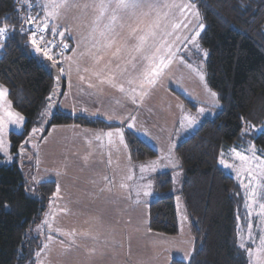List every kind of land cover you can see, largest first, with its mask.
<instances>
[{"label": "trees", "instance_id": "16d2710c", "mask_svg": "<svg viewBox=\"0 0 264 264\" xmlns=\"http://www.w3.org/2000/svg\"><path fill=\"white\" fill-rule=\"evenodd\" d=\"M187 1L196 5L200 23L205 25L198 42L206 52V83L216 93L220 109L215 118L203 121L175 147L180 163L179 191L175 192L183 203L193 248L188 261L171 259L169 264H247L237 244V219L246 223L244 194L233 177L220 168L219 159L247 142L264 155V0ZM40 13L34 0H0V27L8 28L6 40L0 42V85L12 110L24 118L22 131L8 134V154H0V264H33L44 246V238L35 230L54 197L56 183H31L34 164L27 149L43 105L49 104L53 110L46 117L48 130L69 125L95 130L122 128L133 164L158 155L126 127L72 116L58 108L65 80L59 75L56 82L48 72L50 65L32 55L28 44L25 20L29 15L41 20ZM169 92L190 105L177 91L170 88ZM244 126L262 129L242 135ZM10 159L11 164L4 163ZM152 183L147 229L152 234L175 237L178 224L171 171L155 174Z\"/></svg>", "mask_w": 264, "mask_h": 264}, {"label": "rangeland", "instance_id": "374dc122", "mask_svg": "<svg viewBox=\"0 0 264 264\" xmlns=\"http://www.w3.org/2000/svg\"><path fill=\"white\" fill-rule=\"evenodd\" d=\"M28 2L29 0H22ZM38 5V9L41 12L42 19L44 17L43 5L48 3V0H34ZM76 0H68V7L61 10L60 18L57 23L60 25V30L67 29L65 38L63 42H68L67 34L70 31L71 27V15L72 10H74ZM160 3H176V4H188L187 0H159ZM86 4V3H84ZM166 11V9L164 10ZM197 9L186 10L185 15H181L178 11L174 13V19L178 21H184L185 16L189 23L187 29L181 28L177 30L172 36H165L164 43H159L158 46L161 47V52L157 55V63L159 62V57L164 56L168 52L166 45H172L171 51L175 54L172 57V62L164 70V73L161 77L158 78V88L157 93L160 100V106H162L163 114L159 115L161 118H164L165 121L161 122L156 120L158 128L154 130L150 127L146 131L148 135L145 137H151V143L158 146V155L153 160L146 161L141 164L142 168H138L140 171L142 169L143 175V188H147L149 182H153V176L155 174L171 171L172 173V190L171 193L174 195L175 200V210L177 215V224H178V234L174 238H166L162 235H151L147 227L143 230H140L137 234L132 235L128 238V241H133L134 239L143 240L140 243L136 244L134 255L136 256V261L132 262L131 259L123 255V252L114 247L115 242H118L119 245L121 239L126 230V227L121 224L122 222L118 219H115L109 216V211H106L108 214V220L101 221L93 217L91 214V209L82 210L78 209L73 212V215H83L85 218H88L83 227H77L79 233H90L91 235L86 237L84 235H79L86 242L73 243L74 246H77L79 252L89 254V258H83L77 255V253L72 251L71 256L69 257L73 264H114L115 259H118V264H169L170 261L167 260V257L170 256L172 259H178L182 261H188L192 255V244L190 241V230L188 232L187 224L188 219L184 215L183 205L181 207L182 200L181 197L175 192L179 191L180 184V171L177 170L180 167L179 159L175 153V147L184 141L186 138L190 137L202 124L203 121L207 119H213L219 113L220 104L217 100V96L213 97V93L207 86L206 76H205V50L200 46L198 42V37L203 29H200L198 25L200 24V18L194 17L191 13L196 12ZM41 19V20H42ZM70 23V24H69ZM134 23V21H133ZM164 22L162 21V27ZM165 31H173L171 27H167ZM196 32H199V35L196 37L195 43L185 44L186 39H190L191 36L195 35ZM58 39L61 41L59 34H57ZM177 37L179 39L177 40ZM29 49L32 55L40 58L48 66L53 65L52 61L48 60L44 53L37 52L35 47L32 45L30 40H28ZM58 63V73L62 78H67L68 81L71 80L73 76L77 77L80 73V70L87 69L85 67H75L70 64V54L59 56L57 55ZM191 65V67H189ZM61 68H63V73H61ZM80 69V70H79ZM203 76V79H201ZM1 86V85H0ZM3 89H5L2 86ZM169 88L180 93L190 105H185L184 102L176 96L174 93L169 92ZM164 90V91H163ZM7 93V92H6ZM152 102L156 105L155 99H152ZM194 106V109H193ZM203 109V111H201ZM167 112L171 111L169 114H174L176 110H181L179 117L168 123L166 116ZM52 109L49 108V104L43 105L39 114L36 117V121L33 124L32 130L38 129L37 132L33 134L32 130L29 134V137L32 138L28 141L27 149L33 156V176H29V179L32 184L36 185L37 183L45 181H56L59 186V193L57 199L55 196L51 199L49 208L51 209L50 214L55 215L57 210H55V201L61 204L71 205L76 202L77 205H80L84 201H79L80 196H75L72 198V194H66L64 191L65 186L60 187L61 182H68L71 186L72 182L66 179H60L61 176L65 173L73 172L77 168L71 167L65 168L64 172H59L55 170V167L59 164L58 160L54 157L55 150L52 147V136L49 135L43 139V143L38 141L36 138L37 135H40L42 131L46 128V117L52 114ZM177 113V112H175ZM138 116V115H137ZM187 117V119H184ZM183 121V123H182ZM141 125V120H138ZM151 125V123H150ZM262 127L254 128L250 126H244L242 129L243 134L250 133H259ZM97 139H101L98 137ZM41 142V143H40ZM42 144L43 147H42ZM153 144V145H154ZM244 147L239 149H233L228 153L222 154L219 159V166L223 171L233 177V179L239 184L245 200V210H246V223L242 224L241 220L237 219V244L238 247L242 243L245 245V248L240 250L244 254L247 260V264H250V258L245 249L251 248L253 250V256L251 258V264H259L260 260L264 259V252L258 251V248L261 244V237H264V209L261 208V205L264 204V172L261 171V166H264V155L259 154L258 149L251 142L243 144ZM119 151L122 153L121 144L118 145ZM155 147V148H156ZM42 148L46 151L49 161L42 168V162L39 164L38 155L42 157ZM154 148V149H155ZM155 151H157L155 149ZM237 153L248 158L247 162L242 161ZM118 159V165L123 166L126 161L121 155ZM223 160L222 164L220 161ZM114 161V160H113ZM6 164H11L12 159L4 161ZM152 164V165H151ZM225 165H230L231 167H225ZM249 171H252V175H249ZM150 177H152L150 179ZM138 180V177H137ZM147 181L145 183V181ZM248 186V187H245ZM150 187V186H149ZM69 190V188H67ZM146 190H150L147 188ZM143 191L137 190L133 193V202L136 204H142ZM93 204V203H91ZM99 204V203H94ZM83 205V204H81ZM247 205V206H246ZM181 207V209H180ZM97 211H101L103 216H106L103 210L99 207L95 208ZM70 213V212H69ZM67 216V214H66ZM44 224H40L36 227V233L44 238V245L42 250V264H55L54 258L58 257V254L55 249V245L52 240H48L49 235L55 233V224L54 222L50 223L48 216L43 219ZM52 225V231H49L48 225ZM251 225V227H250ZM60 233L63 238V251L59 254H63L65 248L70 245L68 239L71 236L67 235L70 233L71 228L69 227H59ZM188 232V233H187ZM129 229H127V234ZM160 236V237H158ZM53 237V236H52ZM91 237H96L92 239ZM88 238V240H86ZM173 239V240H171ZM89 249H95V252H90ZM41 252V251H40ZM40 252L39 256L36 254L33 264H40ZM49 261V262H48Z\"/></svg>", "mask_w": 264, "mask_h": 264}, {"label": "crops", "instance_id": "0c3cea01", "mask_svg": "<svg viewBox=\"0 0 264 264\" xmlns=\"http://www.w3.org/2000/svg\"><path fill=\"white\" fill-rule=\"evenodd\" d=\"M84 3L90 4L92 0L75 1L76 6L74 10H72L71 27L67 34V38L70 41V64L75 67H85L87 69H79V75L77 77L73 76L70 81H68L67 78H63L65 80V90L58 102V108L72 116L97 118L107 123L126 127L148 145L155 148L156 144L151 143V137L148 138L144 135H148L146 131H148L150 127L153 130L154 128L155 130L158 128V124L155 123L157 119L159 122L164 119L159 116L160 114L164 116L157 93L159 82L157 81L156 85L153 87L145 85L143 90L139 88V82L129 84L128 80L132 79L136 73H132L131 75L121 74L116 69L117 63H120L121 67L129 70L130 66L123 64L121 60L110 57V52L114 51L115 48L109 50V55L105 56L99 64L95 63L91 57L86 54L91 47V40L88 39V36L96 13L91 7L85 9ZM103 23H107V20ZM116 30H120L119 26H117ZM72 49H76V51H72ZM93 51L95 50L93 49ZM82 53H85V55L82 56ZM121 56L122 59L126 58L123 53ZM110 58L112 61L110 65L112 71L109 72L105 69L101 72V68H103L104 64ZM156 61H158V58H156ZM150 63V61H146L145 65ZM113 73H115L114 77ZM81 77H83V79H81ZM110 78L115 80L116 87H113L112 84L108 82ZM120 85H123L125 89L123 92L119 90ZM133 89H135V91H133ZM133 98H135L136 103L132 102ZM153 98L155 99L156 105L152 102ZM9 112L13 114L11 117L8 116ZM170 112L166 110L165 117H168V123H170V120L171 122L175 121L179 117L180 112L183 111L176 110L175 112L177 113L174 112V114H169ZM15 114L16 112L12 110L8 101L7 93L0 96V124L3 125V130L0 131V154L2 155H7L9 151L8 134L10 132L19 133L23 129V120L13 123L16 119ZM131 117H135V120H132ZM138 120H141V124H144V126L137 125L140 124ZM164 121L165 119L163 122ZM172 123L175 124L174 122ZM129 125L132 126L129 127ZM117 130H119V132ZM109 132L113 133L111 137L106 135ZM49 135L53 138L52 147L55 150L54 157L59 162L55 170L62 173L65 168H70V166L77 168V170L75 169L73 172L65 173L61 176L60 179H66L72 182L71 186L69 184L67 186L68 182L60 181V187H66L65 190L62 191L69 195L72 194V198L80 196L79 201H84L81 203L83 205H77L76 202L67 205L55 201V210H57L55 215L50 214L51 209L48 207L44 218L48 216L49 222H54L56 227L55 233L52 235L54 241L52 243H54L58 254V257L54 258L55 264H73L69 257L74 250L80 257L89 258L90 256L86 252L80 253L77 246L73 245V240L75 241L74 243H78L79 240L80 242H86L82 237H79V235L75 237L71 236L70 239H68L70 245L65 248L63 254L59 255L63 251V245L66 244L61 243L63 238L61 237L60 231H57V228L69 227L71 228L70 233L75 230V232L79 234L77 227H83L84 222L88 219L83 215H73V212L78 209H91L92 216L101 221L108 220L106 211H109V216L115 219L119 218V221L122 222L121 224L126 227L125 232L127 233V229H129V233L127 237L126 233H124L121 239L122 242H120L119 245L117 244L118 242H115L116 245H114V247L116 252H118V250L122 251L123 255L126 256L125 258L128 257L132 262H135L136 256L133 253L136 244L140 243L143 238L134 239L133 241H128V238L137 234L140 230H143L144 227H147V205L153 199V183L151 180L149 182L144 180L145 183L147 182V188H150V190L143 188L142 169L141 171L138 169L142 168V166L141 164L137 165L131 162L129 150L124 139L123 129L95 130L80 127L78 125L53 126L48 130L45 137ZM98 137L101 139H97ZM43 139L41 140L42 143ZM117 144H121L122 149L120 150H122V153L119 151ZM43 145L44 144H42V147ZM155 149L158 152V146ZM120 155L126 160L123 161L124 164L122 167L118 165ZM48 161L49 157H47L46 151L42 148V157L38 155V162L39 164L42 162L43 168ZM105 176L108 178L107 181L103 179ZM129 177L131 178L129 179ZM151 178L152 177H150V179ZM55 183L57 192L58 183L56 181ZM121 184H125L127 187L121 188ZM67 188H69V190ZM137 190H140V192L143 191L144 193L141 198L142 204L133 202V193L137 192ZM145 192L148 194L145 195ZM57 195L53 200L57 199ZM96 207L101 208L106 216H103L101 211H97L95 209ZM42 224H44V222H42ZM187 229L189 232V224H187ZM189 237V242L193 245L191 234H189ZM166 238L168 237L164 239ZM86 240H88V238ZM171 259L170 256L167 257V260L170 261ZM40 264H42V251L40 252ZM114 264H118L117 258Z\"/></svg>", "mask_w": 264, "mask_h": 264}, {"label": "snow or ice", "instance_id": "6c2138e0", "mask_svg": "<svg viewBox=\"0 0 264 264\" xmlns=\"http://www.w3.org/2000/svg\"><path fill=\"white\" fill-rule=\"evenodd\" d=\"M76 6V5H73ZM68 7V0H48V3L43 5L44 17L42 20H39L37 17H27L25 23L28 25L36 24V29L29 27L28 32L30 33L29 40L32 45L35 47L37 52H43L48 60L52 61L54 66L58 65L59 61L57 60V55H62L63 51L68 49V45L63 43L67 29L63 31L60 30V25L57 23L60 18L61 10ZM91 7L96 13L94 20L92 21V27L89 32L88 39L91 40V47L86 53L91 57V59L99 64L100 61L104 59L105 56L109 55V50L115 48L114 51L110 52V57H114L117 60H121L123 64L130 66V70L121 67L120 63L116 64V69L121 74L131 75L136 73L132 79L128 80L129 84L139 82V88L144 89L145 85L148 87H153L156 85L158 78L161 77L164 73V70L172 62V57L175 55L171 51L172 45H166L168 52L164 56L159 57V62L156 63V57L161 52V47L158 46L159 43H164L165 36H172L177 30L189 27L187 16H185L184 21L175 20L174 13L178 11L181 15H185L186 10L195 9L196 5L194 3L188 4H176V3H160L159 0H92L90 4H84V8L87 9ZM166 9V11H164ZM197 19L199 18V12L191 13ZM107 20V23H103ZM134 21V23H133ZM162 21L164 22L162 27ZM102 25V27H101ZM117 26H119V31H117ZM171 27L173 31H165L167 27ZM200 29H203L205 25L200 23L198 25ZM126 30V31H125ZM23 32V27L21 28ZM51 34V40L47 39L48 34ZM59 34L61 38V43H56V36ZM199 35V32H196L195 35L191 36L190 39H186L185 44L195 43L196 37ZM8 36L7 26L0 27V42H4ZM38 37V39H37ZM179 37H177V40ZM60 48L61 52L56 53L55 49ZM93 49L95 51H93ZM76 51V49H72ZM124 54L126 58L122 59L121 54ZM82 56L85 53L81 54ZM206 55V53H205ZM146 61H150V64L145 65ZM111 58L104 64L101 68V72L107 69L109 72L112 71ZM191 67V65H189ZM61 73H63V68H61ZM115 73H113V77ZM83 79V77H81ZM203 79V76H201ZM113 87H116V82L114 79L110 78L108 80ZM91 86V85H90ZM119 90L123 92L125 89L123 85H120ZM135 91V89H133ZM6 90L0 86V96L5 95ZM213 97L216 96V93H211ZM51 99V97H49ZM133 103H136L135 98L132 100ZM203 111V109H201ZM13 114L8 113V116L11 117ZM16 119L13 123L22 121L24 118L15 114ZM132 120H135V117H131ZM187 119V117H184ZM183 123V121H182ZM132 125H129L131 127ZM3 130V125L0 124V131ZM38 129H33V134L37 132ZM119 132V130H117ZM106 135L111 137L113 133L109 132ZM123 142V141H121ZM237 156L242 161L247 162L248 158L237 153ZM87 159V158H85ZM222 164L223 160L220 161ZM225 167H231L230 165H225ZM261 171L264 172V166H261ZM249 175H252V171H249ZM131 177H129L130 179ZM105 181L108 178L103 177ZM121 188L127 187L125 184L120 185ZM248 187V186H245ZM59 193V186L57 187V192L53 193V196H56ZM148 193L145 192V195ZM247 206V205H246ZM261 208L264 209V204L261 205ZM67 211V210H63ZM49 231H52V225L49 224ZM251 227V225H250ZM57 231H59L57 229ZM64 235V233H60ZM67 235L75 237L76 235H84L86 237L90 236V233H68ZM96 239V237H91ZM51 235L48 236V240H52ZM75 241L73 240V243ZM63 243V241H61ZM47 247V245H44ZM240 248L244 249L245 245L240 244ZM43 249H41L42 251ZM250 258L253 256V250L251 248L245 249ZM90 252H95V249H89ZM258 251L264 252V237H261V244L258 248ZM39 256V252L37 253ZM259 264H264V259L260 260Z\"/></svg>", "mask_w": 264, "mask_h": 264}, {"label": "water", "instance_id": "95a60500", "mask_svg": "<svg viewBox=\"0 0 264 264\" xmlns=\"http://www.w3.org/2000/svg\"><path fill=\"white\" fill-rule=\"evenodd\" d=\"M48 72H49L50 76H51L56 82L59 81V73H58L57 68H56L54 65H50V66L48 67ZM51 93H53V91H52ZM47 131H48V127H47V125H46L45 130L39 135V139H38V141H39L41 138H43V136L47 133Z\"/></svg>", "mask_w": 264, "mask_h": 264}, {"label": "built area", "instance_id": "2783aa9c", "mask_svg": "<svg viewBox=\"0 0 264 264\" xmlns=\"http://www.w3.org/2000/svg\"><path fill=\"white\" fill-rule=\"evenodd\" d=\"M29 16H31V17H36V16H33V15H29ZM28 16V17H29ZM29 27H31V28H33V29H36V27H37V25L36 24H32V25H28L27 24V29H29ZM37 39H38V37H37ZM47 39H49V40H51V35L50 34H48V36H47ZM56 43H61V41L56 37ZM64 43V42H63ZM66 44V43H65ZM55 51H56V53H60L61 52V49L60 48H57V49H55ZM69 52V46H68V49H66V50H64L63 51V54L62 55H65V54H67ZM62 55H59V56H62Z\"/></svg>", "mask_w": 264, "mask_h": 264}, {"label": "bare ground", "instance_id": "6f19581e", "mask_svg": "<svg viewBox=\"0 0 264 264\" xmlns=\"http://www.w3.org/2000/svg\"><path fill=\"white\" fill-rule=\"evenodd\" d=\"M39 19V18H38ZM65 43V42H64ZM70 48V47H69ZM70 50V49H69Z\"/></svg>", "mask_w": 264, "mask_h": 264}]
</instances>
